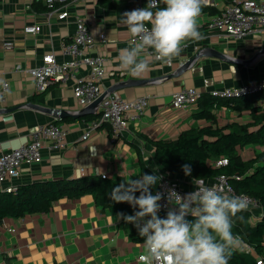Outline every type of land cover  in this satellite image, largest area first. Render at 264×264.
Wrapping results in <instances>:
<instances>
[{"label": "crops", "instance_id": "obj_1", "mask_svg": "<svg viewBox=\"0 0 264 264\" xmlns=\"http://www.w3.org/2000/svg\"><path fill=\"white\" fill-rule=\"evenodd\" d=\"M130 1L70 0L65 6L68 17L59 20V12L50 11L44 0H0V46L5 40L14 43L10 51L0 47V89L4 83L8 84L5 101L0 105V154L28 142L39 125L53 123L67 131L62 150H52L46 141L40 149L41 161L22 164L19 176L7 181L5 186L13 185L17 189L33 183L93 176L128 181L140 174L139 155L152 171L169 175L154 160L151 142L174 140L190 127L206 125L204 121L193 119L195 107L173 110L170 106L173 93L193 88L210 95L212 91L238 88L264 77V33L226 40L207 28L231 0H213V6L202 3L197 19L202 39L187 42L172 66L154 56L145 57L150 70L142 77L131 76L121 69L117 59L119 50L130 45V34L121 25L120 15L145 7L147 0ZM76 18L84 20L93 35L95 46L89 53L104 60L102 90L116 92L126 100L147 98L142 115L129 120L123 135L114 143L110 142L106 124L90 130L96 121L89 118L100 113L99 106L93 112H83L86 107H81L73 95V79H68L64 85L51 84L45 92L38 93L33 78L15 70L18 65L37 67L42 57L51 53L61 61V44L73 37ZM26 25H39L41 30L37 34H26L23 32ZM101 34L105 36L104 43L99 40ZM207 50L222 54L225 60L201 56L189 69L178 73L183 63ZM255 54L258 57L254 62L245 63ZM168 75L175 77L163 78ZM75 76L86 77L87 69L80 68ZM122 82L126 85H121ZM51 109L58 114L47 111ZM59 112L66 115L61 116ZM216 120L219 127L246 124L251 121L250 111L221 107ZM88 131L90 136L81 140ZM253 153L251 147H246L241 157L248 160ZM172 178L182 188L194 186L191 178ZM259 214L264 216V209L256 212L255 217L251 216L252 224L261 219ZM141 251L143 242L131 240L117 215L96 206L89 194L76 199L64 197L48 212L8 218L0 226V264H140L137 256Z\"/></svg>", "mask_w": 264, "mask_h": 264}, {"label": "clouds", "instance_id": "obj_2", "mask_svg": "<svg viewBox=\"0 0 264 264\" xmlns=\"http://www.w3.org/2000/svg\"><path fill=\"white\" fill-rule=\"evenodd\" d=\"M162 4L161 0H147L145 7L120 15V23L132 39L128 47L119 50L117 59L121 69L133 77L150 70L145 57L154 55L171 63L180 57L187 42L202 39L197 24L202 0H162ZM182 169L185 175L191 174L189 164ZM161 179L155 173H144L121 183L110 194L113 202L139 209L133 215L120 213L117 218L134 225L143 238L144 264H229L233 251L243 246L233 225L234 218L243 220L237 214L247 210V197L229 195L194 178V190L183 196L168 189L167 201L175 207L160 218L163 193L153 194L152 189Z\"/></svg>", "mask_w": 264, "mask_h": 264}, {"label": "trees", "instance_id": "obj_3", "mask_svg": "<svg viewBox=\"0 0 264 264\" xmlns=\"http://www.w3.org/2000/svg\"><path fill=\"white\" fill-rule=\"evenodd\" d=\"M262 93L229 100L202 94L192 117L195 121L206 122V125L190 127L174 140L151 142L153 157L160 169L172 177L183 176L193 180L201 178L211 182L224 175L235 193L256 198L264 209V92ZM221 107L248 109L251 121L219 127L216 113ZM100 115L99 113L89 118V121H97ZM107 127L110 133L109 126ZM246 147L254 150L253 156L248 160L241 157V151ZM221 159H227V164L216 166V162ZM185 164L191 166L190 175H185L182 169ZM139 166V176L155 173L140 155ZM139 176L132 179H138ZM124 182L127 180L93 176L33 183L20 186L12 193H0V226L8 218L19 219L26 215L48 212L55 202L64 197L76 199L86 194L91 195L95 205L104 211L116 215H133L138 208L134 209L126 202L115 203L110 198L112 190ZM157 186L152 189L153 194ZM135 195L139 196V192ZM166 214L167 212L158 216L165 218ZM240 216H243V220L234 218L233 233L242 238L243 244L250 248V252L234 250L229 264H256V260L264 255V216L254 224L251 222L249 210L238 213L237 217ZM188 219L192 217L189 216ZM120 221L122 227L129 232L131 240L143 242L134 225L126 224L123 219Z\"/></svg>", "mask_w": 264, "mask_h": 264}, {"label": "built area", "instance_id": "obj_4", "mask_svg": "<svg viewBox=\"0 0 264 264\" xmlns=\"http://www.w3.org/2000/svg\"><path fill=\"white\" fill-rule=\"evenodd\" d=\"M70 0H44L45 5L50 11L59 12V20L66 19L68 12L65 9ZM135 0H131L133 3ZM203 4L214 5L213 0H202ZM51 14H48V18ZM208 30L215 32L219 37L226 40L242 39L253 34L264 33V0H231L224 5L219 15L212 18L207 25ZM41 30L39 25H26L23 32L26 34H37ZM132 37L129 36L128 42ZM101 43L105 42L104 34L99 36ZM95 46L93 35L86 22L80 18L75 20L74 35L69 42H63L60 47V54L63 56L61 61L56 59L55 54H47L42 57L41 64L34 68H22L16 66L15 70L29 74L35 85V91L45 92L46 89L54 83L64 85L68 79H73V95L77 103L85 108L91 105L95 100L105 92L100 86L101 79L105 74L104 60L98 55H91L89 51ZM1 49L10 51L14 48V43L10 40L2 41ZM151 51V50H149ZM154 56V55H153ZM154 58L158 60L155 56ZM160 61V60H158ZM162 62V61H160ZM172 66L171 63H164ZM80 68L87 69L86 77H76L75 73ZM8 92V84L4 83L0 89V105L4 103V96ZM264 92V77L258 81H251L238 88H226L216 90L210 93V96L217 99H241L250 96H256ZM202 96V92L193 88H184L171 97L170 106L173 110H185L195 107ZM147 98L140 97L134 100H126L118 93H106L99 103L100 118L92 123L90 130H94L101 124H106L110 128V142L114 143L121 138L127 128V123L131 119H139L145 107ZM66 129L53 123L39 125L31 134L28 142H25L15 149L0 154V192L12 193L16 191L13 185L5 186L9 180L16 179L19 176V170L22 164L32 165L41 161L40 149L48 141L52 150H62L65 147ZM90 136V131L84 133L80 139L86 140ZM227 159H221L216 162V166H224ZM161 176L154 194L159 191L163 193V198L159 202L161 209L158 214L168 212L175 206L167 201L168 189H172L181 196L194 190L182 188L176 180L169 175ZM105 178V176H101ZM209 187L226 192L229 195H241L247 197L248 208L251 216L255 217L256 212L263 209L258 200L247 194H237L228 183L227 177L220 175L216 177ZM262 218L263 215L259 214ZM8 231H14L8 229ZM240 250L246 253L250 252L245 244ZM144 250L137 256V261L144 264L141 257ZM256 264H264V255L256 260Z\"/></svg>", "mask_w": 264, "mask_h": 264}, {"label": "water", "instance_id": "obj_5", "mask_svg": "<svg viewBox=\"0 0 264 264\" xmlns=\"http://www.w3.org/2000/svg\"><path fill=\"white\" fill-rule=\"evenodd\" d=\"M206 55L215 56V57H217V58H219V59L225 60V57H224L222 54H220V53H218V52H216V51H214V50H207L206 52L199 53V54H197L195 57H193L192 59H190V60L186 61L185 63H183V64L181 65V68L178 70V73H179V72H183V71L189 69L190 66H192V64H193L198 58H200L201 56H202V57H203V56H206ZM257 57H258V54H255L251 59L247 60L245 63H251V62H254V61L257 59ZM173 77H175V75H168V76H164L163 78H164V79H165V78H166V79H171V78H173ZM120 84H121V85H126L125 82H122V83H120ZM114 89H117V88H114ZM105 94H106V93H104L102 96H100V97H99L97 100H95L91 105H89L88 107H86V108L83 110V112H84V113L93 112L94 109L97 108V107L99 106V103L101 102V100L103 99V97H104ZM47 111H51L50 113H53V114H55V115L58 114V112H55V111L52 110V109H51V110H47ZM59 114H60L61 116H65V115H66L64 112H59Z\"/></svg>", "mask_w": 264, "mask_h": 264}]
</instances>
